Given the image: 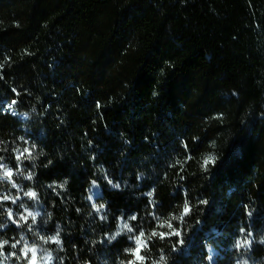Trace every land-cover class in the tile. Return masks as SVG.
Instances as JSON below:
<instances>
[{
    "label": "trees",
    "instance_id": "1",
    "mask_svg": "<svg viewBox=\"0 0 264 264\" xmlns=\"http://www.w3.org/2000/svg\"><path fill=\"white\" fill-rule=\"evenodd\" d=\"M9 171L0 264H264V0H0Z\"/></svg>",
    "mask_w": 264,
    "mask_h": 264
},
{
    "label": "snow or ice",
    "instance_id": "2",
    "mask_svg": "<svg viewBox=\"0 0 264 264\" xmlns=\"http://www.w3.org/2000/svg\"><path fill=\"white\" fill-rule=\"evenodd\" d=\"M17 159H18V157H17ZM210 162H213V158H212V157H209L208 159H206V160L204 161L205 166H207ZM5 175H6L7 177H11V176H12V172H10V171H9V172H6ZM29 177H30V179L32 178L31 175H29L27 178L29 179ZM108 183L111 184L112 181L109 180ZM93 184H95L94 181H93ZM115 187H119V184L117 183V184L115 185ZM27 193H28V192H27ZM27 193H25V195L28 196ZM35 195H36V194H35L34 192H32V196L35 197ZM89 198L91 199V197H89ZM5 199H7V197H5ZM13 203H15V200H13ZM204 203H206V201H204ZM93 206L95 207V205H93ZM97 211H99V209H97ZM188 211H189V209H188V207H187V204H185V207H184V214L186 215ZM10 212H11V211H10ZM37 212H38V211H37ZM7 214H8V216H9V212H8ZM249 215H250V213H249ZM11 216H12V213H11V215L9 216V218H11ZM101 218H103V217H101ZM183 218H184L183 215L179 217V219H180L181 222H183ZM20 219H21V217H20ZM130 219L135 220V219H136V215L133 214V215L130 217ZM13 223H16V221H13ZM4 227H6V225H4V224H0V229H2V228H4ZM124 227L127 228V227H128L127 224H125ZM171 227H172V226L169 225V228H171ZM128 230L131 231L130 228H129ZM119 234H120L119 232L116 233V235H119ZM140 235L143 236V233H141ZM153 235H155V233H153ZM171 235L176 236V237H180L181 232H180L179 230H173L172 233H171ZM50 238H52L55 242L59 243L58 236H57V237H50ZM21 239H22V237H21ZM41 239H43V237H41ZM112 239H115V237H112ZM3 242H5V241H3ZM47 242H48V241L45 240V243H47ZM6 243H7V241H6ZM6 243H4V244H6ZM17 243H19V241H18ZM179 243H183V241L181 240V241H179ZM260 243L264 244V242H262V241H260ZM136 244H137V245L140 244V239H139V237L136 239ZM250 244H251V241H239V240H238V241L236 242V246H237V247H247V246H250ZM3 246H4V245H3ZM16 246H17V245H16L15 243L12 244V247H13V248H15ZM139 251H140V250H139V247H137V248L133 251L132 254H133L134 257H136L137 260H142L143 258L140 257V255H139ZM210 251H211V250H210ZM29 252H31V251H29ZM27 253H28V252H27ZM27 253H25V255H27ZM31 253H32V252H31ZM0 254H2V253H0ZM161 259L163 260V257H162ZM209 259H211V257H209ZM30 264H33V259H32V257H31ZM130 264H136V260L131 261Z\"/></svg>",
    "mask_w": 264,
    "mask_h": 264
},
{
    "label": "clouds",
    "instance_id": "3",
    "mask_svg": "<svg viewBox=\"0 0 264 264\" xmlns=\"http://www.w3.org/2000/svg\"><path fill=\"white\" fill-rule=\"evenodd\" d=\"M5 176H6L5 174L0 175V179H3ZM29 179H30V177H29ZM27 194H28L29 197H33V196H32V191H29ZM10 215H11V212L9 211V216H10ZM39 215H40L39 212L27 211V216H30V217L32 218L33 222L36 221V218H37V216H39ZM21 219H24V217H21ZM22 239H23V237H22ZM49 239H52V238H49ZM261 241L264 242V237L261 238ZM4 243H6V241H5V242H0V248L3 247ZM24 251H25V252H29V251L32 252L33 264H35L37 249H36L35 247H31V248H29V247L27 246V241H25V248H24ZM42 251H43V250H42ZM43 259H44V261H45V264H47V262L51 259V253H50V252H45V255H44ZM244 264H247V261H245Z\"/></svg>",
    "mask_w": 264,
    "mask_h": 264
}]
</instances>
